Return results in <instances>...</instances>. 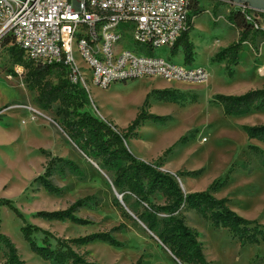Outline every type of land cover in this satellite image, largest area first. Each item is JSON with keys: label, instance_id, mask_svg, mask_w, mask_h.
I'll return each mask as SVG.
<instances>
[{"label": "rangeland", "instance_id": "rangeland-1", "mask_svg": "<svg viewBox=\"0 0 264 264\" xmlns=\"http://www.w3.org/2000/svg\"><path fill=\"white\" fill-rule=\"evenodd\" d=\"M199 3L203 13L189 36L196 45L191 66L207 71L209 78L205 84H170L161 79L127 80L113 83L108 88L88 84L86 92L90 103L82 112L124 130L134 120L148 94L172 91L176 97L173 103L158 102L154 96L150 97L147 112L169 119L163 123H144L137 130V138L128 140L130 153L144 162L156 163L172 175L197 172L194 176L176 177L184 193L189 190L203 192L214 181L228 177V184L215 193L216 198L228 199L230 210L246 220L264 225V158L252 156L247 149L256 146L264 151V144L249 141L241 129L264 125V111L224 117L221 108L213 103L216 95L240 96L264 89V73L257 71L264 63V57L258 58V48L264 38L259 35L255 41L249 38L247 44L252 52L248 47H242L238 65L231 68L234 76L230 79L225 62L211 61L216 41L222 49L236 41L234 31L216 27L228 14L211 0H199ZM207 15L213 18L212 22ZM260 18L262 28L264 15ZM10 47L7 41L0 40V199L9 200L21 214L22 221L8 208L0 207V234L10 240L25 264H50L38 258L23 241L20 234L23 223L65 240L110 233L123 223L126 229L111 234L121 244L120 248L93 242L73 249L84 260L98 264H135L138 261L140 264H177L139 222L122 218L112 207L114 198L120 203V196L107 177L68 144L54 111H43L37 105L36 92L29 91L24 83L26 70L13 66L10 61ZM167 58L183 64L180 54L167 53ZM78 62L86 68L84 63ZM58 75L55 72L51 77L53 83ZM181 138L187 141L178 143ZM171 147H174L172 152L160 161ZM54 157L73 162L84 179L79 181L73 176L63 178L54 174L52 184L60 192L50 195L34 179L43 176L48 161ZM89 196L98 198L101 203L96 208L82 209L75 214L87 222L84 226L37 217L39 212L65 210ZM152 202L162 204L159 197L153 198ZM186 224L198 233V241L209 264H264V243L241 248L226 230H213L195 214L187 216ZM36 239L39 242L41 237L36 236ZM6 255L7 250L0 245V264L5 263Z\"/></svg>", "mask_w": 264, "mask_h": 264}, {"label": "trees", "instance_id": "trees-1", "mask_svg": "<svg viewBox=\"0 0 264 264\" xmlns=\"http://www.w3.org/2000/svg\"><path fill=\"white\" fill-rule=\"evenodd\" d=\"M202 13L200 3L196 0L189 15V30L172 49V55L177 54L178 49L181 50L183 61L187 65L192 64L195 56L189 34L193 30L194 19ZM226 21L237 31V39L227 48L217 52L211 61L225 62L227 76L232 79L234 74L231 68L238 65L243 45L249 41V38L253 41L258 35L264 38V31L254 30L239 13L228 14ZM2 40L11 45V38ZM8 54L13 66H20L26 70L24 83L29 91L36 92L37 105L43 111H54L56 118L59 119L57 124L68 144L83 158L92 162L98 171L107 177L120 196V203L114 198L112 207L117 209L122 218L139 222L147 233L157 239L161 248L169 253L177 264H209L198 241V233L186 224L188 213H194L209 223L213 230H226L241 248L264 243V225L240 217L230 210L228 199H217L213 196L228 184V177L222 181H214L203 192L184 193L176 177L194 176L197 172L172 175L162 171L156 163H147L135 158L128 150V140L137 138V130L144 123L168 121V117H159L147 112L146 107L150 106L148 101L151 96H154L158 102H175L176 97L172 91H152L146 96L142 108L131 124L126 129L120 130L110 122L101 121L89 113L82 112L90 103L88 94L67 81L61 65L44 66L33 62L25 63L23 51L14 45L8 49ZM55 72L59 75L56 83H53L51 77ZM213 100V103L221 108L224 117L264 111V89L249 91L240 96L216 95ZM241 129L249 141L256 140L264 144V125L243 126ZM186 141V138H181L178 143ZM173 148L166 150L163 158L159 160L163 161ZM247 149L252 156L264 158V151L260 148L248 146ZM54 174L63 178L73 176L79 181L84 179L83 173L73 162L57 157L51 158L43 176L34 179L50 195H57L60 192V189L52 184ZM155 197L162 200L161 205L152 202ZM100 203L98 198L89 196L77 200L65 210L39 212L37 217L46 221H67L84 226L87 222L75 214L82 209L96 208ZM0 207L8 208L22 221L21 214L9 200L0 199ZM124 229L126 225L121 223L110 233L65 240L37 226L23 223L20 234L29 249L38 258L50 264H98L84 260L73 247L101 242L113 248H120L121 244L111 234ZM36 236L41 237L39 242ZM0 245L7 250L4 264H25L10 240L2 234H0ZM135 264H140V261Z\"/></svg>", "mask_w": 264, "mask_h": 264}, {"label": "built area", "instance_id": "built-area-1", "mask_svg": "<svg viewBox=\"0 0 264 264\" xmlns=\"http://www.w3.org/2000/svg\"><path fill=\"white\" fill-rule=\"evenodd\" d=\"M195 1L0 0V40L11 38L27 62L61 65L67 81L85 91L88 84L108 88L136 79L205 84L204 68L167 58L189 30ZM211 1L261 29L264 14L246 5Z\"/></svg>", "mask_w": 264, "mask_h": 264}, {"label": "crops", "instance_id": "crops-1", "mask_svg": "<svg viewBox=\"0 0 264 264\" xmlns=\"http://www.w3.org/2000/svg\"><path fill=\"white\" fill-rule=\"evenodd\" d=\"M214 5H216L215 3H213ZM217 6V5H216ZM218 8H224V7H220V6H217ZM203 15H206V14H203ZM208 16V15H207ZM210 19V21L212 22V20H213V18H211L210 16H208ZM198 19H199V17H198ZM197 18L196 19H194V21H193V27H194V25H195V23L197 22V20H198ZM218 29L219 28H222L223 30H225V31H234V33H235V38L237 39V36H238V33H237V31L230 25V24H228V22L226 21V20H219V22H218V24H217V26H216ZM213 29V32H215L216 30L214 29V28H212ZM193 30H194V28H193ZM193 30L190 32V34H189V36L191 37V35H192V32H193ZM261 30L262 31H264V26H262V28H261ZM257 38V37H256ZM256 38H255V40H256ZM254 40V41H255ZM190 42L193 44V46H194V48H196V45H195V42L192 40V38L190 39ZM216 42H218V41H216ZM214 43V46L216 47V50L213 52V54L211 55V57L213 58V56L217 53V52H219L222 48L221 47H219V42L218 43ZM226 45H224L223 47H225ZM244 47H248V49H249V51H251V49H250V46L246 43V44H244L243 45V48ZM252 52V51H251ZM258 52H259V57L258 58H260L261 59V57H264V42H261L260 43V46H259V48H258ZM194 53H195V50H194ZM177 54H180V56L183 58V55H182V52H181V50H179V52H177ZM195 56H196V53H195ZM195 56H194V59H195ZM239 63V62H238ZM260 67H261V65H260ZM258 72L260 71V68L257 70ZM208 78H209V75H208ZM208 80V79H207ZM127 147H128V145H127ZM147 163H151V162H147ZM153 163V162H152ZM160 169L162 170V171H165L164 169H163V167H160ZM166 172V171H165ZM173 174V173H172ZM188 193H192V190H189V191H187ZM215 198L217 197L215 194L213 195ZM189 214H194V213H188L187 214V216L189 215Z\"/></svg>", "mask_w": 264, "mask_h": 264}, {"label": "water", "instance_id": "water-1", "mask_svg": "<svg viewBox=\"0 0 264 264\" xmlns=\"http://www.w3.org/2000/svg\"><path fill=\"white\" fill-rule=\"evenodd\" d=\"M216 1H220L222 3H231L236 5H246L254 13L264 14V0H216ZM155 240L157 241V239Z\"/></svg>", "mask_w": 264, "mask_h": 264}]
</instances>
